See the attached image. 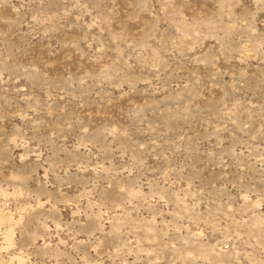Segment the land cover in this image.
Listing matches in <instances>:
<instances>
[{"label": "rangeland", "instance_id": "374dc122", "mask_svg": "<svg viewBox=\"0 0 264 264\" xmlns=\"http://www.w3.org/2000/svg\"><path fill=\"white\" fill-rule=\"evenodd\" d=\"M0 264H264V0H0Z\"/></svg>", "mask_w": 264, "mask_h": 264}]
</instances>
